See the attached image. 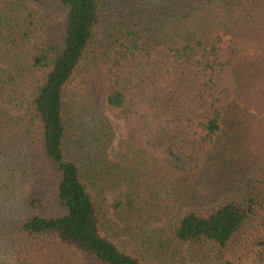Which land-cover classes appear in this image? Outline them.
Returning <instances> with one entry per match:
<instances>
[{"label": "trees", "instance_id": "16d2710c", "mask_svg": "<svg viewBox=\"0 0 264 264\" xmlns=\"http://www.w3.org/2000/svg\"><path fill=\"white\" fill-rule=\"evenodd\" d=\"M119 4L0 0V264H264V0Z\"/></svg>", "mask_w": 264, "mask_h": 264}, {"label": "rangeland", "instance_id": "374dc122", "mask_svg": "<svg viewBox=\"0 0 264 264\" xmlns=\"http://www.w3.org/2000/svg\"><path fill=\"white\" fill-rule=\"evenodd\" d=\"M110 1L112 4L114 3L113 6L115 7V6L120 5L119 3L121 0H110ZM115 20H116V15L112 14L111 11H108V14L106 15V19L102 20L100 26L97 29L96 38H95V40H96L95 46H98V43H99L101 36H102V32L107 27L108 23L115 21ZM228 41H229V38L227 37V35H223L222 36V45L224 47H227ZM86 112L84 114V119H82V121H84V122L78 123V125H77L81 129H84L85 131L89 129V117L87 114L88 112L87 113ZM111 123H112L114 130H115V136H114L113 144L111 146L112 148H111L110 153H109L110 159H112V157L115 156L116 151H117V143L119 142L121 135H123L122 123L118 122V121H113V120H111ZM215 140L217 141V143L218 142L223 143L225 140V134L218 135V138H215ZM216 178H217V175L213 176V178L211 179V186L214 184L212 181L216 180ZM119 194H120V191H110L101 197L100 205H101L102 211L105 212V214L109 218L112 217V213H113L110 205L112 204L113 199L116 196H118ZM7 196H9V197H7ZM16 198H17V195L14 192H12L10 189L0 192V225L4 221H6L8 218L13 217V216L5 217V214L7 213L5 209L8 210V214H9V212H10L9 204L15 203ZM19 213L21 214V212H19ZM15 217H17V215H15ZM15 217H13V218H15ZM0 232H1V228H0Z\"/></svg>", "mask_w": 264, "mask_h": 264}]
</instances>
